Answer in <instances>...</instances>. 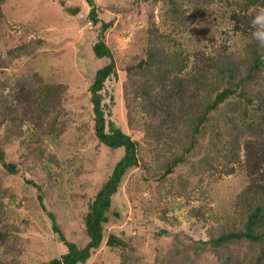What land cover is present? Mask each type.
<instances>
[{
    "label": "trees",
    "instance_id": "trees-1",
    "mask_svg": "<svg viewBox=\"0 0 264 264\" xmlns=\"http://www.w3.org/2000/svg\"><path fill=\"white\" fill-rule=\"evenodd\" d=\"M60 1L67 11L73 9L67 0ZM152 1L162 3L163 14L176 30L193 23L190 11L216 1L225 2L231 7L235 32L246 37L247 43L236 50L228 43L210 52L197 50L191 58L179 39L153 25L143 53L118 68L114 52L105 40L114 20L103 21L95 0H87L91 6L89 17L101 29L93 46L94 54L109 59L97 70L90 87L94 131L100 143L113 150L124 149V154L89 202L83 217L86 244L67 239L55 225L66 252L44 264H87L104 243L121 251L122 264L133 258V246L127 240L114 233L107 235L105 231L114 197L125 176L146 162L141 155V143L122 123L118 124L113 112L120 71L135 76L130 90L145 118L144 130L157 141L154 154L164 153L165 158L156 157L160 178L165 180L181 166L192 164L193 156L203 146L205 154L201 161L205 169L218 173L219 165L228 171L232 163H237L249 179L234 212L223 218L204 209V205L192 206L189 217L193 222L207 225L204 235L196 237L183 228H175V232L162 230L163 234L172 235L169 264H203L202 257L206 254L215 257L218 264H264V46L252 37L250 25L257 6L264 4V0ZM4 3L5 0H0V25L6 18ZM111 8L116 12L127 11L124 7ZM42 43L41 39H32L9 49L5 56L0 51V72L10 68L17 58L33 55ZM68 88L65 83L48 81L38 71L0 80V127L5 129L0 140V163L10 173L19 169L9 161L3 141L19 139L26 155L37 152L35 145L45 144L46 136H57L64 131ZM208 135L207 145H201V138ZM48 155L42 162L46 170L52 165L63 167V159L57 152ZM234 171L232 166L228 173ZM2 184L0 176V264H5L17 252L16 241L10 238L19 235L20 230L9 215L6 200L10 191ZM180 185L184 187L182 182ZM202 193L207 200L203 189ZM40 200L43 201L42 194Z\"/></svg>",
    "mask_w": 264,
    "mask_h": 264
},
{
    "label": "rangeland",
    "instance_id": "rangeland-1",
    "mask_svg": "<svg viewBox=\"0 0 264 264\" xmlns=\"http://www.w3.org/2000/svg\"><path fill=\"white\" fill-rule=\"evenodd\" d=\"M67 1L72 10L67 11L60 0H5L4 3L6 18L0 25L2 55L32 39H41L43 43L33 55L17 58L10 68L0 72V80L38 71L48 81L69 86L64 102L67 112L64 131L57 136H46L45 144L35 145L37 152L26 155L19 139L9 138L2 143L9 161L19 169L10 173L0 163L2 185L10 191L6 200L9 215L20 230L19 235L10 238L16 241L17 252L7 258L5 264H44L61 256L66 247L55 225L67 239L86 244L83 217L89 202L124 154V149L113 150L100 143L94 131L90 87L97 70L109 62V59L98 58L93 51L100 24L95 26L89 17L91 6L87 0ZM95 2L103 21L114 20L105 40L114 52L118 68L143 53L153 25L173 39H179L191 58L197 50L210 52L224 43L234 50L240 49L248 40L235 32L230 18L232 10L225 2L216 1L190 11L193 23L179 30L163 14L162 3L158 1ZM112 6L124 7L127 11L116 12ZM134 77L120 71L112 107L118 124L122 123L141 143V155L146 162L125 176L114 197L105 231L107 235L114 233L124 238L133 246V258L128 264H169L172 235L163 234L162 230L175 232V228H183L196 237L204 235L207 225L193 222L189 217L192 206L204 205V209L223 218L234 212L249 179L245 169L237 163H232L228 171H223L219 165L218 173L205 169L201 161L205 154L203 146L193 156L192 164L181 166L165 180L160 178L156 157L163 159L164 153L154 154L157 141L144 130L145 118L130 90ZM4 135L2 126L0 140ZM208 138L209 135L201 138L200 144L206 146ZM53 151L63 159V167L52 165L46 170L42 162ZM232 166L235 171L228 173ZM202 189L207 200L203 199ZM202 260L203 264H218L216 258L208 254ZM121 261V251L104 243L87 264H122Z\"/></svg>",
    "mask_w": 264,
    "mask_h": 264
},
{
    "label": "clouds",
    "instance_id": "clouds-1",
    "mask_svg": "<svg viewBox=\"0 0 264 264\" xmlns=\"http://www.w3.org/2000/svg\"><path fill=\"white\" fill-rule=\"evenodd\" d=\"M251 35L255 41L264 46V4L257 6V10L250 19Z\"/></svg>",
    "mask_w": 264,
    "mask_h": 264
}]
</instances>
